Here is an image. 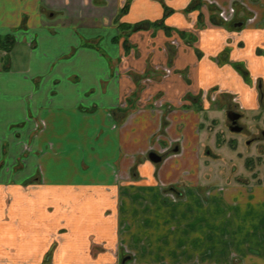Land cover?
<instances>
[{
  "label": "crops",
  "instance_id": "0c3cea01",
  "mask_svg": "<svg viewBox=\"0 0 264 264\" xmlns=\"http://www.w3.org/2000/svg\"><path fill=\"white\" fill-rule=\"evenodd\" d=\"M8 34L0 264H264V174L203 158L264 112V0H0Z\"/></svg>",
  "mask_w": 264,
  "mask_h": 264
},
{
  "label": "rangeland",
  "instance_id": "374dc122",
  "mask_svg": "<svg viewBox=\"0 0 264 264\" xmlns=\"http://www.w3.org/2000/svg\"><path fill=\"white\" fill-rule=\"evenodd\" d=\"M240 121L244 126L243 131L233 132L229 130L227 117L214 119L210 124L211 128L207 130V148L203 158L209 160L213 171L220 176L226 177L235 173L236 177L239 175L246 177L250 175L247 168L256 170V176H262L264 174V150H262L264 112L261 116L256 114L242 118ZM207 150H210V153ZM251 165L253 168L250 167Z\"/></svg>",
  "mask_w": 264,
  "mask_h": 264
},
{
  "label": "water",
  "instance_id": "95a60500",
  "mask_svg": "<svg viewBox=\"0 0 264 264\" xmlns=\"http://www.w3.org/2000/svg\"><path fill=\"white\" fill-rule=\"evenodd\" d=\"M227 114L229 120L232 122V125L230 126V130L234 132H241L243 130V127L238 124V119L241 118L242 114L234 110H229ZM263 135H264V131H263ZM149 157L152 162H160L162 160V155L158 154L155 151H151L149 153Z\"/></svg>",
  "mask_w": 264,
  "mask_h": 264
},
{
  "label": "trees",
  "instance_id": "16d2710c",
  "mask_svg": "<svg viewBox=\"0 0 264 264\" xmlns=\"http://www.w3.org/2000/svg\"><path fill=\"white\" fill-rule=\"evenodd\" d=\"M15 42H16V39L12 34L0 35V49L11 51ZM242 73L244 74V76L247 77L248 75L247 70H244V71L242 70Z\"/></svg>",
  "mask_w": 264,
  "mask_h": 264
},
{
  "label": "flooded vegetation",
  "instance_id": "af4514ba",
  "mask_svg": "<svg viewBox=\"0 0 264 264\" xmlns=\"http://www.w3.org/2000/svg\"><path fill=\"white\" fill-rule=\"evenodd\" d=\"M243 117L241 116V118H239L238 119V124L239 125H241L242 127H243V129H244V126H243V124L241 123V119H242ZM229 119V118H228ZM232 125V122L229 120V124H228V126H229V130H230V126ZM243 131V130H242ZM264 131V130H263ZM263 131H262V135H263ZM234 132V131H233ZM264 136V135H263ZM207 152H209L210 153V150H207Z\"/></svg>",
  "mask_w": 264,
  "mask_h": 264
}]
</instances>
